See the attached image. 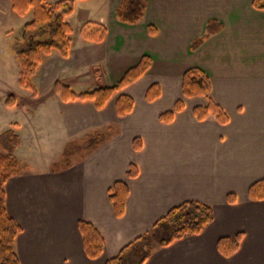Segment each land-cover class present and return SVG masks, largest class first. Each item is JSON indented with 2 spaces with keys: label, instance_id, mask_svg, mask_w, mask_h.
I'll list each match as a JSON object with an SVG mask.
<instances>
[{
  "label": "crops",
  "instance_id": "crops-1",
  "mask_svg": "<svg viewBox=\"0 0 264 264\" xmlns=\"http://www.w3.org/2000/svg\"><path fill=\"white\" fill-rule=\"evenodd\" d=\"M120 1L75 0L70 17L83 7L77 26L103 23L105 38L92 41L79 33L67 56L44 55L32 78L35 92L0 61V132L12 128L21 136L15 154L29 165L5 184L7 212L22 228L16 237L20 263L105 264L171 207L194 199L212 205L213 220L198 234L154 245L142 264H264V199L248 195L250 184L264 178V9L252 0H148L144 16L129 24L115 15ZM27 13L19 15L11 0H0L6 37ZM210 20L222 29L191 50ZM144 54L153 59L149 70L122 89L134 98L127 115L117 114L116 96L99 109L88 99L62 100L55 90L57 80L76 91L113 84ZM192 66L209 73L212 98L228 114L226 123L213 115L195 117L193 108L207 98L183 94V73ZM154 82L161 94L149 101L145 92ZM10 94L16 97L11 106ZM178 99L184 108L171 121L161 120ZM107 125L116 127L108 141L74 156L66 168L53 167L66 143ZM135 137L142 139L139 149ZM131 163L138 168L135 176L127 175ZM116 180L129 187L119 217L108 192ZM80 219L103 235L100 256L86 254ZM238 232V249L225 256L218 239Z\"/></svg>",
  "mask_w": 264,
  "mask_h": 264
},
{
  "label": "trees",
  "instance_id": "trees-1",
  "mask_svg": "<svg viewBox=\"0 0 264 264\" xmlns=\"http://www.w3.org/2000/svg\"><path fill=\"white\" fill-rule=\"evenodd\" d=\"M75 0H58L48 3L47 0H11L12 9L19 15L33 11V17L26 22L23 30V38L26 41L25 47L16 49V56L20 66L19 83L21 86L32 89L35 86L32 82L44 55L58 51L62 56H67L72 47L73 28L69 17L74 12ZM252 4L264 9V0H252ZM148 7V0H121L115 10V15L124 23H137L145 14ZM210 20L207 24V33L195 38L191 50H196L213 32L222 29V24ZM156 27L148 26L151 34L156 33ZM107 27L100 22H87L81 28L82 36L87 40L101 41L105 38ZM152 57L144 54L136 64L129 67L122 76L113 84L94 87L92 89L76 91L69 85L57 80L54 84L56 92L62 100L88 99L92 100L97 108H102L114 96H116V111L119 116L130 113L134 106V98L122 92V89L139 79L145 74L151 64ZM183 94L187 97L204 96L207 98L206 105H196L193 113L197 119H205L209 115L216 117L221 123L229 120L224 108L212 98V83L209 73L199 66L187 68L183 73L182 80ZM161 94L159 83H152L145 92L147 100L156 99ZM11 95L6 99L8 105H14ZM184 108V101L178 99L174 108L160 114L163 121H171L175 112ZM116 132L113 125L104 126L98 130H92L66 143L62 154L53 162V167L63 169L70 166L73 157L92 152L101 144L108 141ZM21 143L20 135L12 128L0 132V264H21L16 251V237L21 231V226L8 214L6 209V181L29 168L28 163L21 161L15 154L16 148ZM134 148L142 146V139L135 137ZM138 168L134 163L130 164L127 171L128 176H135ZM109 199L113 205L116 216H122L125 211V203L129 194V187L126 181L116 180L108 190ZM248 195L252 200L264 199V178L258 179L250 184ZM230 203L236 201V195L232 192L227 194ZM214 217L212 205L189 199L171 207L153 227L145 233L137 236L133 241L125 245L118 254L107 259L105 264H128L130 260L129 250L142 241H147L148 248L142 253L139 259L131 264H142L153 249L151 243L154 241L160 246H165L173 241L190 234L200 233ZM79 230L83 236L86 254L95 258L101 255L105 240L96 226L85 219L78 221ZM242 232L232 236L220 237L217 241L218 249L225 256H230L239 247ZM130 264V263H129Z\"/></svg>",
  "mask_w": 264,
  "mask_h": 264
},
{
  "label": "rangeland",
  "instance_id": "rangeland-1",
  "mask_svg": "<svg viewBox=\"0 0 264 264\" xmlns=\"http://www.w3.org/2000/svg\"><path fill=\"white\" fill-rule=\"evenodd\" d=\"M83 13V7H78L77 9V14L75 16L69 17V22L72 25L73 28V32L71 34L72 40L74 38H76V36L81 33V28L82 26H77V20L79 18V15ZM33 17V11L30 10L27 15L25 17H23L22 19H17V21H15L12 25V30L9 33V36L6 37L5 33L2 29H0V31H3V35L0 38V52L1 53H8L6 57L4 56H0V61L1 59L4 60V65H6V69H10V71H14L16 77H19V70H20V66H19V62L17 59V56H13V53H15L16 49L20 48V47H25L26 46V41L23 38V30H24V25L26 22L30 21ZM46 58V56H43V58ZM3 71H7V70H3ZM16 86L19 88L20 86L18 85V82H15ZM94 85L91 84H87L83 87H74L77 90H88V89H92L94 88ZM13 97V101L16 102V97L13 94H10ZM21 137V136H20ZM44 146H42L41 148L44 150L43 148ZM60 157V156H59ZM58 160V159H57ZM55 162V161H54ZM147 241H142L141 243L136 244L134 247H132L129 252H131L129 254L130 256V260L129 263L131 264L133 261L137 260L140 258V256L142 255V253L148 248V245L146 243ZM151 245H156V243L153 241L151 243ZM128 263V264H129Z\"/></svg>",
  "mask_w": 264,
  "mask_h": 264
}]
</instances>
